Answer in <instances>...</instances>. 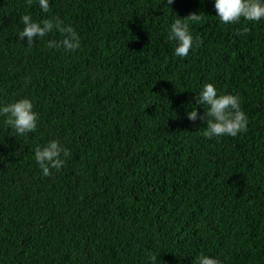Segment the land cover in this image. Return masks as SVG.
<instances>
[{
  "label": "trees",
  "instance_id": "1",
  "mask_svg": "<svg viewBox=\"0 0 264 264\" xmlns=\"http://www.w3.org/2000/svg\"><path fill=\"white\" fill-rule=\"evenodd\" d=\"M0 0V107L28 98L34 132L0 115V264H264V19L221 23L215 0ZM193 46L171 24L191 13ZM71 25L80 48L29 46L22 15ZM247 29V32H244ZM206 83L247 131L207 139L187 113ZM70 155L44 176L35 148Z\"/></svg>",
  "mask_w": 264,
  "mask_h": 264
},
{
  "label": "clouds",
  "instance_id": "2",
  "mask_svg": "<svg viewBox=\"0 0 264 264\" xmlns=\"http://www.w3.org/2000/svg\"><path fill=\"white\" fill-rule=\"evenodd\" d=\"M174 0H166L172 5ZM29 5L32 0H27ZM40 8L45 13L51 11L49 0H38ZM215 9L221 23L235 24L241 18L248 21H260L264 19V0H215ZM202 16L195 12L184 18H177L171 24L168 39L176 42L174 54L177 57H187L192 46L193 37L189 31V23L200 22ZM20 21L23 29L18 33L20 40L27 38V44L31 46L36 38H44L49 33L58 32L59 41L50 39L46 42L48 48H61L65 51H76L80 48V36L71 25H65L59 17L52 16L41 22H34L28 14L22 15ZM247 32V29H244ZM196 103L206 106L203 116L197 109L187 113L188 119L195 122L197 119L206 121V129L203 135L207 139L213 137L231 136L247 131L248 119L241 108L240 98L235 94H219L214 84L206 83L195 97ZM0 115L6 116L5 125L11 126L15 133L25 135L34 132L38 125V113L33 110V103L28 98L8 103L0 107ZM70 155L67 148L63 147L56 139L50 140L44 146L35 148V160L44 176H50L51 170L59 171L66 163V157ZM150 260L155 264L157 257L150 255ZM195 264H221V261L209 255L201 253Z\"/></svg>",
  "mask_w": 264,
  "mask_h": 264
}]
</instances>
